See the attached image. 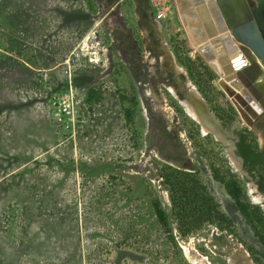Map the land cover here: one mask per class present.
Here are the masks:
<instances>
[{"label":"rangeland","instance_id":"374dc122","mask_svg":"<svg viewBox=\"0 0 264 264\" xmlns=\"http://www.w3.org/2000/svg\"><path fill=\"white\" fill-rule=\"evenodd\" d=\"M164 1L156 25L157 0H0V264H264L212 168L238 178L263 215L264 171L237 173L231 149L183 111L178 88L193 79L206 106L260 147L264 121L243 122ZM163 164L193 174L231 230L203 221L180 235Z\"/></svg>","mask_w":264,"mask_h":264},{"label":"water","instance_id":"95a60500","mask_svg":"<svg viewBox=\"0 0 264 264\" xmlns=\"http://www.w3.org/2000/svg\"><path fill=\"white\" fill-rule=\"evenodd\" d=\"M194 1L198 4L195 9L183 12L188 29L181 26L186 35L190 31L203 41L198 51L217 75L220 91L243 122L254 128L264 121V0H207V5L202 0ZM195 92L194 98H187L194 109L190 116L215 139L226 143L228 132L210 116Z\"/></svg>","mask_w":264,"mask_h":264},{"label":"trees","instance_id":"16d2710c","mask_svg":"<svg viewBox=\"0 0 264 264\" xmlns=\"http://www.w3.org/2000/svg\"><path fill=\"white\" fill-rule=\"evenodd\" d=\"M173 55L177 62L185 68L188 76L191 78L187 63L181 62L175 52H173ZM205 67L208 69V66L205 65ZM207 73L209 78H212L214 75L210 69ZM190 81L202 98L206 102H209L197 82L193 79H190ZM129 112V110L125 109L126 114H129ZM221 118L219 116V119ZM236 146L237 154L242 158L244 165L248 163L255 170L258 168L264 171V148L262 150L257 149L254 138H249L248 140L245 134L241 135L238 138ZM160 176L164 184L168 187L171 211L177 222V231L180 235L187 234L198 227L203 221L214 223L219 229L231 230V220L217 208V203L212 197L203 191L204 187L196 184L193 174L163 164L160 167ZM212 176L223 185L225 192L233 200L239 213L250 226L253 234L258 238L264 249V215L256 205L244 199V187L241 182L232 174H228L226 178L218 176L217 171L213 168ZM151 207L159 225L166 228V213L161 208L158 199L154 198L151 201ZM59 222L61 221L59 220ZM170 239H172V236H170Z\"/></svg>","mask_w":264,"mask_h":264},{"label":"bare ground","instance_id":"6f19581e","mask_svg":"<svg viewBox=\"0 0 264 264\" xmlns=\"http://www.w3.org/2000/svg\"><path fill=\"white\" fill-rule=\"evenodd\" d=\"M202 3L203 4H205V5H207L206 3H207V0H202ZM198 4L194 1V0H177V4H175V7L177 6V10L179 11V17H178V21H180L181 23H182V25H183V27H184V29L186 28V29H188V26L187 25H185V20H184V17H183V12L186 10V9H195V7L197 6ZM176 9V8H175ZM195 12V11H194ZM209 13H210V11H209ZM195 15H196V17L198 18V14L195 12ZM210 15H211V13H210ZM211 19H212V21L214 22V19L211 17ZM199 22V21H198ZM212 22V24H213V26L215 27V23H213ZM185 25V26H184ZM216 28V27H215ZM185 29V30H186ZM187 37L189 38L188 39V44H189V46L191 47V48H195L196 50H198V47L203 43V41H201V40H199L196 36H194L190 31H187ZM207 38V37H206ZM206 41V40H205ZM86 45H87V43L84 41V47L85 48H87L86 47ZM83 47V48H84ZM200 53V52H199ZM201 54V53H200ZM167 57L168 58H163V59H165L164 61L168 64V66H170V67H172L174 70L175 69H177L178 71H179V68H177L174 64H173V62H172V60H171V58L168 56V54H167ZM241 57H243V56H241ZM166 59L168 60V61H166ZM176 70V71H177ZM187 80V79H186ZM189 81V80H188ZM188 81L184 84V87L182 88V90H183V92H184V96H185V98H186V100H181V99H178L179 101H180V103H181V105L184 107V109H185V111H186V113L188 114V115H191V114H193L194 115V109H193V106L190 104V102L188 101V99L187 98H189L190 96L192 97V98H194L193 96H196V94H195V91H194V89H196L195 87L193 88V86H191V84H189L188 83ZM169 89L171 90V94L172 95H175V92H174V88L172 87H169ZM179 89V88H178ZM198 98V100L201 102V99L199 98V97H197ZM195 119V118H194ZM200 127V126H199ZM201 128V133L202 134H206V133H208L209 131H207L206 130V128H204V126H201L200 127ZM231 155V157L233 156L231 153L229 154V156ZM236 159V158H235ZM233 162V164L236 166V168L238 169V171H239V164H236V162L235 161H232ZM232 164V165H233Z\"/></svg>","mask_w":264,"mask_h":264},{"label":"flooded vegetation","instance_id":"af4514ba","mask_svg":"<svg viewBox=\"0 0 264 264\" xmlns=\"http://www.w3.org/2000/svg\"><path fill=\"white\" fill-rule=\"evenodd\" d=\"M203 59V58H202ZM207 65V64H206ZM208 66V65H207ZM210 69V68H209ZM213 72V71H212ZM216 75V74H214ZM195 87V86H194ZM197 90V89H196ZM221 92V91H220ZM179 95H181V92L180 90H178ZM199 93V92H198ZM222 93V92H221ZM201 96V95H200ZM202 97V96H201ZM206 102L203 98H202V104L205 105L206 108H208L206 106V104L204 103ZM206 103H209V102H206ZM232 105V104H231ZM233 106V105H232ZM234 107V106H233ZM235 109V108H234ZM208 110L210 111V116L218 123L220 124V126L225 130L227 131L228 133V137H227V141L226 143L225 142H222L220 140H217L214 138L213 134H209V133H206L205 135H210L214 140L216 141H220L224 146L226 147H229L231 149L232 152H230L229 150V153H231L234 157H237L236 159L238 164H239V173L240 175L242 174H252L253 172H255V168L253 167H250V165L248 163H246L245 165L243 164V161H242V158L237 154V146H236V143L238 141V138L241 136V135H244L246 136V138L249 140V136L246 132H243V131H234L232 132L231 131V127L232 125L234 124L233 123V118L231 117H228V118H224L225 116H223L222 114L216 112V111H213V109L211 107L208 108ZM184 111V110H183ZM234 111V110H233ZM236 111V110H235ZM237 113V112H236ZM219 116H221L222 118L219 119ZM225 119V120H224ZM219 120V121H218ZM196 122V121H195ZM198 124V127L200 126V123L196 122ZM226 127H228L227 129H225ZM200 128V127H199ZM252 130V129H251ZM209 131V130H207ZM200 132V131H199ZM210 132V131H209ZM252 133L254 132L253 130L251 131ZM201 133V132H200ZM202 134V133H201ZM259 137L260 139L263 140V145L260 147L259 145H257V149L259 150H262L264 148V126H262V128L260 129L259 131ZM255 141V140H254Z\"/></svg>","mask_w":264,"mask_h":264},{"label":"built area","instance_id":"2783aa9c","mask_svg":"<svg viewBox=\"0 0 264 264\" xmlns=\"http://www.w3.org/2000/svg\"><path fill=\"white\" fill-rule=\"evenodd\" d=\"M171 1L175 5L174 0H171ZM154 8H155V12H154L153 18H154V20L158 21L166 15V12L168 10V5H165L164 0H157V2L154 4ZM59 113L68 114L69 113L68 112V104L62 105ZM57 120L58 121L61 120L60 116L57 117Z\"/></svg>","mask_w":264,"mask_h":264},{"label":"crops","instance_id":"0c3cea01","mask_svg":"<svg viewBox=\"0 0 264 264\" xmlns=\"http://www.w3.org/2000/svg\"><path fill=\"white\" fill-rule=\"evenodd\" d=\"M152 21H154V23L156 24V25H160V21H161V19L160 20H154V18L152 17ZM187 43H188V41H187ZM162 45H165V42L164 41H162ZM189 45V44H188ZM190 47V46H189ZM201 55V54H200ZM159 56V55H158ZM157 56V57H158ZM163 58H165V56L164 57H161V60H165V59H163ZM177 68H179V71L177 70V69H175V70H177L176 72H182V70H181V68L179 67V66H176ZM212 71V70H211ZM187 78H185V80L182 82V85L180 86V88L178 89V90H180L182 93H183V96L181 97V98H179V97H177V102L180 104V106H182L181 105V103H180V101L178 100V99H184L185 98V96H184V92H183V90H182V88L184 87V84L188 81V79L186 80ZM188 83L189 84H191V86H193V84L190 82V81H188ZM194 88V87H193ZM168 91L169 92H171V90L170 89H168ZM194 91H195V89H194ZM195 94H196V92H195ZM184 100H186V98L184 99ZM182 108H184L183 106H182ZM184 111H185V109H184ZM185 113H186V111H185ZM187 114V113H186ZM188 115V114H187ZM189 117H191L190 115H188ZM191 119H193L192 117H191ZM194 121H195V119H193ZM210 133V132H209Z\"/></svg>","mask_w":264,"mask_h":264}]
</instances>
